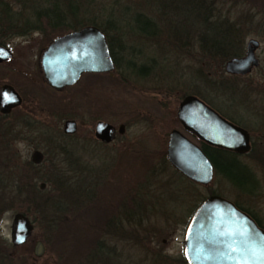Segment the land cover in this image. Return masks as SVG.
Segmentation results:
<instances>
[{
  "label": "rangeland",
  "instance_id": "obj_1",
  "mask_svg": "<svg viewBox=\"0 0 264 264\" xmlns=\"http://www.w3.org/2000/svg\"><path fill=\"white\" fill-rule=\"evenodd\" d=\"M190 1L184 0L181 9V0H81L77 21L86 25L94 17L104 25V19L113 11L119 19L117 37L128 46V50L133 46L137 52L130 54L125 51L124 55V50L122 52L116 45L120 74L115 69L102 74H84L78 83L62 91H54L42 80L38 58L48 39L63 33V30L32 31L22 36L4 35V44L11 48L13 56L0 64V84L11 83L23 98L21 106L14 112L24 111L54 130H61L64 119L69 116L77 121L78 133L94 139L93 129L97 120L115 126L125 125V133L118 135L107 144L109 146L94 142V153L104 154L108 166L100 172L87 173L88 198L80 208L69 206V212L60 218L42 219L37 203L38 185L43 181H37L32 192L25 198L21 195L4 214L0 220V235L9 243L10 225L16 212L27 213L32 221L31 237L15 249V254L25 258L26 264H95L101 251L108 255L106 259L109 263L111 261L110 264H183L180 259L184 232L190 219L185 218L187 207L178 208V215L184 219L162 213L150 215V221H143L141 225L137 218L132 220L131 215L124 211L137 210V214H144V208L139 212L140 195L136 192L150 191L148 187L151 186L152 191H158L160 195L166 191L165 186H170L168 181L174 182L173 188L177 192H188V198L194 201L198 193L207 197L216 190L215 183L202 186L180 181L173 172L174 168L164 165L169 132L174 128L182 130L176 111L183 95L196 91L217 105L225 99L264 100V90L245 87L231 90L211 84V79L224 74L223 65L219 66L220 60L219 64L201 61L197 35L200 19L187 12ZM224 1L219 4L223 18L229 16L232 8L251 27L253 34L246 36L244 43L253 37L260 41L256 54L264 67V3L251 2V5L243 7L239 5L241 0ZM13 6L12 10L18 13L15 18L19 22L24 21L27 11L22 9L19 12V5ZM136 13L156 23L157 30L152 37L141 35L135 28L131 32V21L127 16ZM249 22H254V25ZM139 25L144 29L143 24ZM109 32L115 34L114 30ZM131 57L136 64L144 58H154L155 74L149 70L148 75H136V71L127 70L125 60ZM160 70L170 75L171 80H165L158 73ZM258 72L254 71L256 75ZM16 146L22 158L30 160L35 144L23 140ZM39 149L44 153V149ZM94 157L88 155L90 166L103 165ZM38 174V170L29 173ZM42 189L47 190L46 194L51 198L61 194L54 185L45 183ZM220 190L226 193L227 187L223 185ZM155 209L153 207V213ZM149 214L151 212L148 211L144 217ZM37 242L43 245L40 255L35 253Z\"/></svg>",
  "mask_w": 264,
  "mask_h": 264
},
{
  "label": "trees",
  "instance_id": "obj_2",
  "mask_svg": "<svg viewBox=\"0 0 264 264\" xmlns=\"http://www.w3.org/2000/svg\"><path fill=\"white\" fill-rule=\"evenodd\" d=\"M80 1L81 0H14L13 3H10L8 0H0V12H2L0 13V44L5 43L4 35H27L32 31L43 30L46 26L52 29H76L81 27L84 24L77 21L79 19ZM85 1L91 2L92 0ZM222 2L225 1L191 0L189 7H187V12L194 13L195 16L200 19L199 32L197 35L198 45L201 50V53H199V56L201 55L202 58L201 61L207 64L210 61L219 64L218 60H220L219 66H222L227 59L241 55L245 37L249 34H253L250 31L251 27H248L249 24L246 23L245 20H242L244 18L241 17L240 14H237L236 11L234 13L232 8H230L229 16H227L226 19L222 17L223 10L219 9L221 8L219 4ZM251 2L254 4H262L264 0H241L239 5H243L244 7L245 5H251ZM13 4L16 6L19 5V12L22 9L27 11L24 21L19 22L15 18V15L17 16L18 13L12 10L14 8ZM183 4L184 0H181L179 3L181 9ZM242 10L244 11L243 8ZM93 16L96 17V15ZM127 17H129L131 21V32H134L133 28H135L139 30L141 35L147 37H152L155 34L157 25L151 18L140 13L131 14ZM104 20L103 25L93 17V19L89 20L88 24L95 25L105 33L109 50L114 60L115 71L120 74L121 66L117 57L119 50L117 51L115 46L117 45L121 48L122 52L124 50V55H126V53L135 54L137 49L131 46V49L128 50V46L117 37L116 31L119 28L117 25L119 19L114 15L113 11H111ZM249 23L254 25V22ZM139 24L149 27L150 30L145 27L143 29ZM109 30H114L115 34L112 35ZM254 33L255 35L258 34L257 32ZM125 65L127 70L136 71V73H134L136 75H148L149 70L153 73L157 68L154 58H144L143 61L136 64L131 57L125 60ZM158 73H160L165 80H167V78L171 80L170 75L167 76L165 71L160 70ZM197 75L199 74L197 73ZM178 81L180 82V77ZM189 93L197 95L204 100H208L202 93L196 91ZM185 95H183V97ZM81 136L82 134L80 133L73 136L65 135L61 130H54L52 126H47L46 124H42L41 127L38 128V121L24 111H18V113L13 111L6 116L0 115V220L4 214L13 207L16 199L20 198L21 195L22 198H25L32 192L31 189L36 187L37 181H43L46 184L54 185L58 191H61V194L59 193L57 197L51 198L46 194L47 190L40 189L38 185L37 205L38 208L40 207L41 209L42 213L39 214L42 216V219L60 218L65 212L68 213L71 207L80 208L83 201L88 198V192L86 190L87 173L96 170L100 172V169L108 166L104 154L94 153V142L106 147L109 146L97 141L93 137ZM38 138L41 142L40 140L36 142ZM23 140L33 142L35 148L44 149V157L40 163L36 164L31 160L22 158L16 144ZM88 155H95L96 158L94 157L93 159L99 160L103 165L98 166L95 164L94 166H90L88 164V162H90ZM165 159L164 165L171 168L167 157ZM32 170H38L39 174L35 176L29 175ZM173 172L177 175L179 180L181 179L180 181H185V183L191 185L190 182L192 181L185 178L175 169H173ZM150 179V176H148V180ZM103 180L104 178L102 181ZM173 183L172 181H168L167 184L170 186H165L166 191L162 192L160 195L158 191H152L153 187L151 186L148 187L150 191L139 192V194L136 192V195H140L138 199L139 212L144 208V214H137V210L129 212L125 210L124 213L130 214L132 220L137 218L141 225L143 221H150V219H148L150 215H162V213L184 219L178 215V208L180 206V208L185 206L188 208L185 217L187 220L199 203L206 197L198 193L195 202L188 198V192L186 193L184 190H179L177 192L176 189L173 188ZM210 193L212 194L213 192L211 191ZM31 197L33 196L31 195ZM69 206L71 207L69 208ZM153 207H156L154 213L152 210ZM163 208H165V210ZM26 210L28 211V209ZM148 211L151 212V214L145 218L144 216H146ZM15 249L13 245L0 235V263L17 264L16 262L18 260H22L21 262L24 264L25 258L17 256L15 254ZM107 256L108 255L104 251H101L100 256L94 263L110 264L111 261L110 263L107 261ZM180 260L183 264H188L184 255L181 256Z\"/></svg>",
  "mask_w": 264,
  "mask_h": 264
},
{
  "label": "water",
  "instance_id": "obj_3",
  "mask_svg": "<svg viewBox=\"0 0 264 264\" xmlns=\"http://www.w3.org/2000/svg\"><path fill=\"white\" fill-rule=\"evenodd\" d=\"M258 40L247 42L246 53L224 63L231 74H246L256 65ZM11 48L0 45V62L12 58ZM40 67L45 81L53 88L75 84L83 73H107L115 69L105 34L95 25H86L55 38L41 52ZM22 103V98L10 84L0 87V112L8 113ZM177 119L182 130L174 128L168 134L166 157L170 165L188 180L208 186L212 181V164L200 147L184 132H190L209 144L229 150H248V134L221 117L194 94L179 102ZM65 133L76 131V122L66 120ZM125 133L123 123L115 126L98 120L94 136L104 144ZM43 153L37 148L30 154L33 163H40ZM40 188L45 183H40ZM33 231L30 218L16 212L10 225V241L21 245ZM38 242L35 253H42ZM183 255L188 264H264V230L228 199L211 194L192 213L184 232Z\"/></svg>",
  "mask_w": 264,
  "mask_h": 264
},
{
  "label": "flooded vegetation",
  "instance_id": "obj_4",
  "mask_svg": "<svg viewBox=\"0 0 264 264\" xmlns=\"http://www.w3.org/2000/svg\"><path fill=\"white\" fill-rule=\"evenodd\" d=\"M86 25H92V24H86ZM86 25H82L81 27L76 28V29L74 28L73 29H68V28L63 29L61 27L62 28L61 30H63L62 31L63 33L53 36V37L51 36L48 39V42L44 46V48L50 42H52V40H54L55 38L60 37L70 31L78 30ZM47 29H50L51 31L52 28L46 26L44 31L40 30L38 31V33H45ZM248 40L243 45L242 54L238 56H234V57H242L245 55ZM258 42H259V45L255 50V56L257 58V63L256 65L251 67L248 73L246 74L228 73L225 71L224 64H223V70H224L225 75L223 74L220 77H218L217 75L216 76L217 78L210 80L211 84L215 85L216 87H219V86L224 87V88L228 87L231 90H233L234 88H241V87H245L249 89L254 88L257 91L264 90V67H262L261 59L256 54L257 50L260 47V41L258 40ZM0 45L8 47L6 44H0ZM41 52L38 58V67H39L38 72L42 80L54 91H62L68 87L75 85L76 83L79 82V80L84 74H102V73L86 72V73H83L80 76L79 80L73 85L64 86L60 89L53 88L45 81L43 77L42 70L40 67ZM7 61H2L0 62V64L5 63ZM257 70L259 71L258 75L254 73V71H257ZM4 84L12 85L11 83L4 82L0 84V87ZM12 86L16 89L14 85ZM16 91L19 93L17 89ZM199 98L202 99L201 97ZM202 100L208 106H210L213 110H215L225 120L245 130L248 134V143H249L248 150L244 152H238L235 150H229L226 148H222L220 146L209 144L208 142L198 138L196 135H193L190 132H184L190 139H192L200 147V149L205 153V155L208 157V159L210 160L212 164L213 176H212V181L210 184L215 183L217 185L216 190H212L213 192L212 194L220 195L228 199L229 201L233 202L237 208H239L240 210L248 214L256 222V224L264 230V100L225 99L221 101V105H217L211 100H204V99ZM22 102H23V98H22ZM21 104L18 107H20ZM14 109H12L8 113L0 112V115L1 116L9 115L11 112L14 111ZM66 120H74L76 122V131L74 133L64 132L63 125ZM42 124L43 123H41V121L38 120V128L41 127ZM77 130H78L77 121L67 116L62 123V129H61L62 133L68 136H73L78 133ZM117 136L118 135H116V137ZM96 140L99 141L98 139ZM37 149L40 150L39 148ZM43 157H44V153H43ZM223 185L227 187L226 193H223L220 190V187ZM230 192L231 194H229ZM10 244L13 245L11 241H10ZM21 245H17V246L13 245V246L17 248ZM21 261L22 260H18L16 263L23 264V262ZM1 263L6 264L4 262H1ZM24 264H26V262Z\"/></svg>",
  "mask_w": 264,
  "mask_h": 264
}]
</instances>
